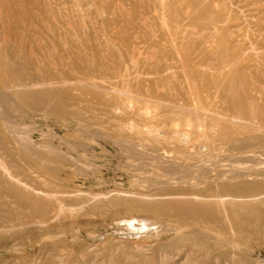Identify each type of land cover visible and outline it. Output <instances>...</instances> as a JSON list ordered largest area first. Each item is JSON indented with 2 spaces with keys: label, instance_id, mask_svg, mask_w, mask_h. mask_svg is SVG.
<instances>
[{
  "label": "rangeland",
  "instance_id": "374dc122",
  "mask_svg": "<svg viewBox=\"0 0 264 264\" xmlns=\"http://www.w3.org/2000/svg\"><path fill=\"white\" fill-rule=\"evenodd\" d=\"M0 264H264V0H0Z\"/></svg>",
  "mask_w": 264,
  "mask_h": 264
},
{
  "label": "bare ground",
  "instance_id": "6f19581e",
  "mask_svg": "<svg viewBox=\"0 0 264 264\" xmlns=\"http://www.w3.org/2000/svg\"><path fill=\"white\" fill-rule=\"evenodd\" d=\"M235 119H236V118H235ZM18 132H19V130H18ZM15 134H17V133L15 132ZM21 184H22V183H21ZM23 185H24V184H23ZM216 196H217V195H216ZM217 198L220 199V200H223V196H221V195H218ZM212 206H213V204L211 205V203H205V206L203 207V208H206V209H208V210L211 211V212H210V213L212 214L211 219L215 217V214H214V211H213V209H212ZM212 220H214V219H212ZM232 225H234L235 227H237L236 229H238V231H239L240 233L244 231L242 225L238 224V223L236 222V220H234V223H233ZM257 230H258V229H257Z\"/></svg>",
  "mask_w": 264,
  "mask_h": 264
}]
</instances>
